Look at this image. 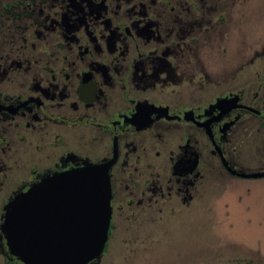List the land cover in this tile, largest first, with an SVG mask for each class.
<instances>
[{"label":"flooded vegetation","instance_id":"obj_1","mask_svg":"<svg viewBox=\"0 0 264 264\" xmlns=\"http://www.w3.org/2000/svg\"><path fill=\"white\" fill-rule=\"evenodd\" d=\"M40 2L39 10L31 2L22 11V2L8 7L15 27L0 23L4 264H25L6 246L8 205L50 175L110 164V230L126 207L140 214L165 192L188 204L210 178H264V35L244 62L215 69L204 62L203 47L219 48L234 34L222 28L226 20L247 19L246 0ZM52 32L61 36L57 44ZM79 38V49L65 43ZM182 91L197 103L175 105ZM28 150L36 158L50 153L54 167L35 164V179L19 188L12 178Z\"/></svg>","mask_w":264,"mask_h":264},{"label":"rangeland","instance_id":"obj_2","mask_svg":"<svg viewBox=\"0 0 264 264\" xmlns=\"http://www.w3.org/2000/svg\"><path fill=\"white\" fill-rule=\"evenodd\" d=\"M249 1L245 2L251 5L245 10L247 19L239 16L236 23L229 24L226 20L223 24L224 30L228 27L233 29L234 34L230 38L227 37L219 48L209 45L208 52L202 46L206 51L204 62L207 67L215 69L220 65L244 62L261 44L264 0ZM20 2V11L26 10L30 2L37 10L43 6L40 0H0V23L7 21L9 26L15 27L7 20L13 14L7 8L18 6ZM58 5L56 2L53 10H57ZM216 9L226 12L224 4L216 6ZM206 15L212 20L218 18L216 12H207ZM212 25L209 23L208 27L212 28ZM50 35L55 44L61 40L56 32ZM79 39L65 40V43L69 48L79 49L84 42ZM40 43L41 46L46 45L43 41ZM223 46L227 48L225 53L222 52ZM95 47L100 49L98 44ZM183 91L180 96L172 98L175 105L188 107L197 103V98L186 97ZM197 133L200 138L204 137L201 132ZM171 141L172 137L167 144L170 145ZM32 151L25 157V166H21L12 178L16 187L20 185L19 188H23L35 179L31 176L35 164L42 168L54 167L50 153L36 158ZM208 155V162L213 161L210 151ZM181 196L165 192L162 201L141 209L140 214L134 216L126 207L119 215L116 227L110 230L103 254L90 264H264V178H210L193 193L188 204L179 199ZM3 198L1 194L0 205H5ZM8 260L10 264H22ZM0 264H4L3 260Z\"/></svg>","mask_w":264,"mask_h":264},{"label":"water","instance_id":"obj_3","mask_svg":"<svg viewBox=\"0 0 264 264\" xmlns=\"http://www.w3.org/2000/svg\"><path fill=\"white\" fill-rule=\"evenodd\" d=\"M110 164L43 178L8 205L6 246L25 264H90L103 254L112 219Z\"/></svg>","mask_w":264,"mask_h":264}]
</instances>
